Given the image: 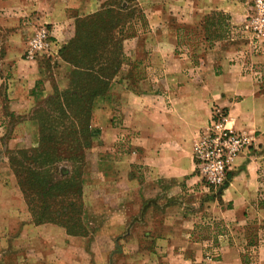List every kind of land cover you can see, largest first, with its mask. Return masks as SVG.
Instances as JSON below:
<instances>
[{"label": "crops", "instance_id": "obj_1", "mask_svg": "<svg viewBox=\"0 0 264 264\" xmlns=\"http://www.w3.org/2000/svg\"><path fill=\"white\" fill-rule=\"evenodd\" d=\"M102 1L0 0V121L4 114L26 108L24 94L33 86V81L21 84L23 77L36 74L23 71L34 67L20 47L27 22L41 15L52 19L56 4H62L66 22L53 25L55 46L73 34L68 12L80 15ZM248 8L231 0L168 6L171 18L163 28L171 25L169 43L152 54L164 62L166 76L179 72L187 81L178 91L159 93L146 78L134 89L97 98L91 118L95 142L86 152L88 163L81 175L86 232L70 235L55 223L36 224L25 205V216L17 219L18 238L37 259L47 264H264V39L259 52H250L243 34L233 38L235 32H244L240 24ZM211 11L228 13L230 24L227 40L215 38L207 47L202 21ZM195 25L202 31L196 54L173 56L177 28ZM184 59L199 62L193 78L179 71L178 60ZM214 106L228 112L231 128L252 139L220 189L200 180L192 157L193 142ZM22 140L9 143L16 146ZM3 165V171L12 173L8 162ZM10 212L15 219V209Z\"/></svg>", "mask_w": 264, "mask_h": 264}, {"label": "rangeland", "instance_id": "obj_2", "mask_svg": "<svg viewBox=\"0 0 264 264\" xmlns=\"http://www.w3.org/2000/svg\"><path fill=\"white\" fill-rule=\"evenodd\" d=\"M104 1L98 5L97 9L85 10V12H81L80 15H78L77 12H68V15L73 17V21L71 20V24L69 23L71 27L73 24V34L65 41L63 40L56 42L55 46L53 47L52 54L40 55L34 60L28 59L31 64L34 65V67L29 65L28 67L23 68V71H26V73L29 74L35 70L34 72H36V74L34 76L29 75L23 77L25 79L21 83L22 86H26L28 81H33V86L27 89V93L24 94L25 98L28 100L26 102V108L22 111H12L11 113L8 112L4 114V118H2L0 121V198L8 197L5 202H0V264L49 263V261H41L40 259H37L35 256V251H33L31 248L25 247L18 238L17 225L19 222H17V219H22L25 216L24 214L22 215V210H24L26 202L19 186L17 185V180L13 172L9 173V171H3L2 167H4L3 163L7 164L8 157L11 156L12 152L18 149L33 148L37 146L39 138L38 109L45 108L48 110L52 108V104L46 103L48 96L54 94L56 90L62 91L67 89L72 82L71 79L74 66L68 61L66 53H64L63 49L69 45L70 41L75 36V22L80 18L91 15L97 10H100V6ZM186 1L195 2V0H136L139 7L143 10L148 20L149 26L146 29L138 31L133 27L131 20L127 23V27H125L123 30L119 29V27H116L112 31L115 44L114 46L113 43L111 44V50L115 51L116 53L118 65L115 72L110 77L107 91L122 93L127 89H134L137 83L146 78L153 80L155 85L154 88H156L157 92L159 93L166 91L168 92L170 90L178 91L180 89L179 87L187 81L185 79L186 76L184 77V74H180L179 72L173 73L171 78L166 76L164 71L166 70V66L164 65V62L159 57V55L155 54V57H153L152 53L154 51L157 53L163 50L162 44L169 43L168 36L170 30L168 28L171 25L168 27L164 26L163 28V23L170 22L171 18L168 15V6L170 5L172 7L174 6L175 8H178L180 3ZM231 1H235L237 6H249L248 0ZM62 8L63 5L57 3L54 10L55 17H52V19L48 20L46 18H42L44 16L41 15L40 17L35 18L33 23L27 22L21 34V49L25 48L26 41L31 30L38 24L45 23L52 34L54 33L53 25L66 22L63 17ZM171 12L173 13V11ZM221 12H223L227 19L229 18L228 13H225L224 11ZM244 12L245 14H248L247 10ZM217 14H220V11H211L205 15L204 20L205 18L211 17L215 19L220 18ZM246 17L247 15L245 16L244 22ZM61 18L63 19L61 20ZM226 23L230 24L229 22ZM64 26V29L68 28L66 23ZM240 26L241 32H243V25L240 24ZM173 29L174 26L172 27V30ZM218 29L220 28L207 26V30L210 31L211 34L216 33L217 31L215 30ZM176 31L178 35V42L174 49H171L172 55H179V59L186 58V56L189 57V55L194 56L196 54L195 50L198 49V45L200 43V27L195 25L186 29L182 26H179ZM219 32L221 33V39L227 40V28H222V30ZM240 34H243L246 40L249 39V35L246 32L240 33V31H237L233 35V38H235L234 40L240 38ZM54 39L56 40V37H54ZM210 44L212 45L213 41L205 43L207 47ZM244 50L248 49L244 48ZM250 52H253L252 49ZM23 58L25 57L23 56ZM178 62L180 65L179 71H186L189 74V78H193L195 76V65L196 63H199L197 60L191 59L188 61L184 59L183 62L179 60ZM95 109L96 107L93 106L91 115L95 112ZM52 116L55 117L54 122L52 123L54 124L53 126L55 128L56 137H58L60 134L62 136L66 134L67 138L71 139L70 143L73 144V147H76L74 153L77 152L80 154V152H82L83 154L84 152L82 159L76 161L62 159L57 161L51 168L53 170L52 172H54L56 176H59V171L61 173L68 170L69 175H72L73 177L78 176L77 183L80 185V175H82L84 166L88 163V160L86 159V152L94 146V134L97 132V129L91 126L90 119L88 122L89 125L87 122L84 125V128H87V136L84 132H81L82 128L76 121L71 123V120L69 119V125L67 127H63L58 123V120H60L62 115L54 112L52 113ZM26 118L32 120V123H24L23 121L26 120ZM14 138H18L20 140L25 138L26 141H18L16 146L13 144L10 145L9 141ZM76 142L77 146L75 144ZM61 147L67 150L68 144L65 145L62 143ZM2 181H6L7 183L2 185ZM14 209L17 212L16 218L14 217L15 219L9 217L11 214L10 211ZM2 219H8L11 222L4 223ZM250 228H256V225H250ZM10 231L12 232V235H10Z\"/></svg>", "mask_w": 264, "mask_h": 264}, {"label": "trees", "instance_id": "obj_3", "mask_svg": "<svg viewBox=\"0 0 264 264\" xmlns=\"http://www.w3.org/2000/svg\"><path fill=\"white\" fill-rule=\"evenodd\" d=\"M100 7V10L75 22V36L63 49L68 61L74 66L72 82L67 89L56 90L48 96L46 103L52 104V108L38 109L37 146L18 149L8 157L10 169L25 198L32 221L36 224H58L70 235L86 232L81 219V181L79 185L78 176L69 175L68 170L59 171L60 175L56 176L51 168L62 159H82L84 152L74 153L76 147H73L66 134L56 137L52 113L62 115L58 123L63 127L76 121L82 128L81 132L87 135L84 125L91 119V110L93 106L96 107L97 98L109 92V80L118 65L116 53L111 50V44H115L112 31L116 27L123 30L131 20L138 31L149 26L136 0H105ZM217 15L220 18L204 20L203 17L202 26L207 41L221 38L219 31L228 27V19L223 12ZM207 26L220 29L211 34ZM62 143L68 144L67 150L61 147ZM75 144L77 146V142Z\"/></svg>", "mask_w": 264, "mask_h": 264}, {"label": "built area", "instance_id": "obj_4", "mask_svg": "<svg viewBox=\"0 0 264 264\" xmlns=\"http://www.w3.org/2000/svg\"><path fill=\"white\" fill-rule=\"evenodd\" d=\"M248 3L243 31L249 35L252 51L259 52L264 39V0H248ZM53 47L54 40L48 26L40 23L31 30L23 56L34 60L40 55L52 54ZM254 77L259 79L260 73L255 71ZM251 143L252 139L247 134L229 126V115L224 108L212 107L208 123L200 130L192 146L196 175L206 186L222 188L235 160Z\"/></svg>", "mask_w": 264, "mask_h": 264}]
</instances>
